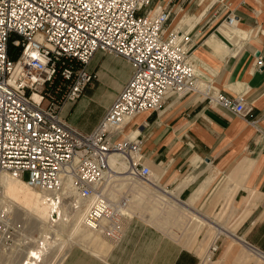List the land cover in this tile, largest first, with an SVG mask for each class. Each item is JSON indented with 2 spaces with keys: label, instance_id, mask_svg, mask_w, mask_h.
I'll list each match as a JSON object with an SVG mask.
<instances>
[{
  "label": "built area",
  "instance_id": "2783aa9c",
  "mask_svg": "<svg viewBox=\"0 0 264 264\" xmlns=\"http://www.w3.org/2000/svg\"><path fill=\"white\" fill-rule=\"evenodd\" d=\"M171 9L152 0H0V178L24 180L58 206L88 202L84 221L112 243L131 217L129 194L113 200L120 176L151 182L144 162L142 126L127 131L139 114L159 110L171 96L199 93L211 103L247 115L241 96H230L206 79L190 55V33H167ZM230 13L225 26L235 29ZM124 58L132 67L115 99L89 132L63 115L98 74V52ZM264 63L259 56L257 66ZM125 167L118 171L111 159ZM27 176V177H26ZM0 208V250L8 233ZM218 238L201 263L214 264ZM204 260V261H203ZM200 263V264H201Z\"/></svg>",
  "mask_w": 264,
  "mask_h": 264
},
{
  "label": "crops",
  "instance_id": "0c3cea01",
  "mask_svg": "<svg viewBox=\"0 0 264 264\" xmlns=\"http://www.w3.org/2000/svg\"><path fill=\"white\" fill-rule=\"evenodd\" d=\"M221 1L226 2V15L218 9L203 12L197 0H152V6L171 9L166 32L176 28L181 37L182 31H189L190 55L204 77L217 90L243 97L250 112L235 114L199 93L171 96L161 109L137 115L127 131L143 125L142 153L153 172L143 193L159 196L161 203L169 199L168 203L189 211L190 220L224 230L214 264H264V63L257 66L259 56L264 61V0ZM230 13L238 18L235 30L225 26ZM102 54L98 51L90 63L98 82L114 69L113 59ZM126 80L111 92L112 101ZM87 89L63 111L70 123L85 132L97 125L112 103L98 98L96 87ZM97 103L99 111L94 115ZM71 113L76 119L87 115V122H71ZM130 210L132 216L118 241L101 243L93 252L73 246L60 264L201 263L200 253L204 257L207 249L190 248L195 234L183 236L185 246L142 212Z\"/></svg>",
  "mask_w": 264,
  "mask_h": 264
},
{
  "label": "rangeland",
  "instance_id": "374dc122",
  "mask_svg": "<svg viewBox=\"0 0 264 264\" xmlns=\"http://www.w3.org/2000/svg\"><path fill=\"white\" fill-rule=\"evenodd\" d=\"M197 1L201 2L204 6L203 12L206 9V13L213 9H218V11L225 12V15L227 14L226 2H224V5L221 0H205L204 3L202 0ZM222 7H225V10L223 9L222 11ZM198 16H200V14ZM175 29L176 28H174L173 31ZM231 29L235 30L234 27ZM186 31L187 30H184L182 32ZM187 32L190 33L189 31ZM191 45L192 36L191 42L188 43L190 53ZM102 56L103 58L113 59L112 64L114 65V69L107 70L103 74L102 79L99 80V82L97 79L90 87H93V89L96 87L95 95L106 103L112 101L111 92L119 86V83H123L130 75L131 66L120 56L104 52ZM98 83H100V85L97 88ZM87 90L90 91L91 89ZM94 109L93 114L95 115L99 111L98 103L94 106ZM90 118H93V116H90ZM86 119L87 115L80 116L77 119L75 113H71L69 116V120L74 123L87 122ZM143 185L148 186V184L140 181H133L130 183L128 178H120L118 185L110 189V197L113 200H118L124 195V192L129 194L128 197L131 198L130 206L127 209L121 208L125 214V211H127L129 216H132L130 212V207H132L134 210L142 212L141 216L144 215L145 219H150L149 221L152 224L159 227L185 246L187 245L183 240V236L185 234H195V245L190 248L197 247L198 250L200 246H202L203 249H208L213 240L212 236L216 231L211 223L190 220L191 214L189 211L180 206L168 203L169 199L161 203V201L158 200L159 196H148L147 193H143ZM29 190L35 194V196H41L43 199L42 203L39 204L41 209L49 206L45 220L39 217L38 213L30 211L27 205L24 207H16L9 203L3 184V177L0 179V208L7 211L6 216L9 218V222L6 221L8 224V233L6 235L8 240L0 250V264H23L24 255L31 248L38 247L41 249L38 252V259L34 264H60L63 256L73 246L80 245L93 252L92 249L99 246L101 243H110L109 240L101 234L94 232L90 227L84 224L86 207L82 213L75 215L74 210L76 209H74L70 203L68 205H59L57 208L59 214L53 217L51 213L54 205H50L49 202H46L43 195L37 189L30 188ZM147 199L152 200L148 202L151 203L150 205L146 204ZM79 202L83 205L86 203L83 201ZM46 232L50 234L44 235ZM200 254L203 259L202 253Z\"/></svg>",
  "mask_w": 264,
  "mask_h": 264
},
{
  "label": "bare ground",
  "instance_id": "6f19581e",
  "mask_svg": "<svg viewBox=\"0 0 264 264\" xmlns=\"http://www.w3.org/2000/svg\"><path fill=\"white\" fill-rule=\"evenodd\" d=\"M111 166L114 169H116L118 171H121L125 167V163L118 155H114L112 157V159H111ZM2 177H3V184H4V187H5V192L7 194L9 203H11L13 206H16V207H24L25 205H27L28 209L30 211H32V212L34 211V212L38 213L39 217H41L42 219L45 220L46 213L48 211L49 206L48 207H44L42 209L40 208L39 204L42 203L43 199L41 198V196L37 197V196H35V194L30 192L29 189L30 188L34 189V188L30 187L27 184V182L24 181V180L14 179V178L9 177L8 175H3ZM50 205H51V203H50ZM85 205L79 204L78 208L76 210H74V214L76 215V214L82 213V211L85 210V207H86V210H87L88 207H89L88 202H86ZM6 212L7 211L5 210V213ZM125 212H126V215H129V213L127 211H125ZM4 221L5 222L6 221L9 222V218L6 215L4 216ZM84 224L86 226L90 227L86 221H84ZM222 233H224V230L216 228V231H215V234L213 236L212 242H214L219 237V235L222 234ZM48 234H50V233L46 232L44 235H48ZM109 242L112 243L110 240H109ZM40 249H41L40 247L31 248L24 255V258H23V261H22L23 264H34V262H36V260L38 259V256H39L38 252H39ZM205 255H206V253H205ZM204 258L205 257H203V259ZM202 264H204V262H202Z\"/></svg>",
  "mask_w": 264,
  "mask_h": 264
}]
</instances>
